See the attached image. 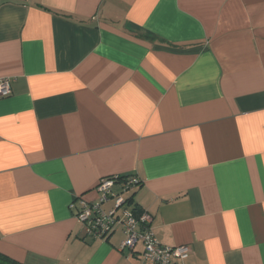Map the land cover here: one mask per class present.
Instances as JSON below:
<instances>
[{
	"label": "crops",
	"instance_id": "obj_1",
	"mask_svg": "<svg viewBox=\"0 0 264 264\" xmlns=\"http://www.w3.org/2000/svg\"><path fill=\"white\" fill-rule=\"evenodd\" d=\"M0 79V254L152 264L75 216L129 177L173 264H264V0H0Z\"/></svg>",
	"mask_w": 264,
	"mask_h": 264
},
{
	"label": "built area",
	"instance_id": "obj_2",
	"mask_svg": "<svg viewBox=\"0 0 264 264\" xmlns=\"http://www.w3.org/2000/svg\"><path fill=\"white\" fill-rule=\"evenodd\" d=\"M12 93L10 79H0V99L9 97ZM119 178L103 179L97 191V202L81 200L80 209L76 213V219L83 225L86 236L94 239H109L113 233L121 229L124 240L120 245V251L134 252L141 242L144 246L143 258L152 264H173V260L187 259L192 250L189 246L165 247L160 244L152 230L153 218L144 211L136 215L128 209V201L125 193L138 186V180L129 178L123 184L121 191H114ZM112 202L113 206L105 210L103 206Z\"/></svg>",
	"mask_w": 264,
	"mask_h": 264
},
{
	"label": "trees",
	"instance_id": "obj_3",
	"mask_svg": "<svg viewBox=\"0 0 264 264\" xmlns=\"http://www.w3.org/2000/svg\"><path fill=\"white\" fill-rule=\"evenodd\" d=\"M129 180V177H122V178H120L118 181H122V183H125L126 181H128ZM117 181V182H118ZM138 185H140V184H138ZM128 201V203H129V201L130 202H132L133 201V198L131 197L129 200H127ZM133 210V209H132ZM133 212H134V214H136V215H141L142 214V210L138 207V206H136L135 205V207H134V210H133ZM0 264H20V263H18V262H16V261H13L12 259H10V258H8L7 256H5V255H2V254H0Z\"/></svg>",
	"mask_w": 264,
	"mask_h": 264
}]
</instances>
